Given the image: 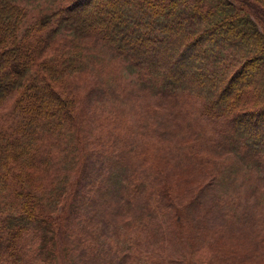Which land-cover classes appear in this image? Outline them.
<instances>
[{"label": "trees", "instance_id": "trees-1", "mask_svg": "<svg viewBox=\"0 0 264 264\" xmlns=\"http://www.w3.org/2000/svg\"><path fill=\"white\" fill-rule=\"evenodd\" d=\"M19 1L0 0V105L14 97L0 126V264H264V0H50L27 25ZM97 44L220 134L132 172L97 136L117 80L91 65ZM237 175L252 194H234ZM253 194L251 228L239 217Z\"/></svg>", "mask_w": 264, "mask_h": 264}, {"label": "rangeland", "instance_id": "rangeland-1", "mask_svg": "<svg viewBox=\"0 0 264 264\" xmlns=\"http://www.w3.org/2000/svg\"><path fill=\"white\" fill-rule=\"evenodd\" d=\"M19 3L26 11L24 25H27L45 11H48L50 6V0H20ZM95 46L97 49L91 53L90 62L91 65H99V68L94 69L93 66V69L97 73L100 71L104 73L113 67L115 68L113 79L117 78L116 85H113L116 93H110L106 101L110 116L109 123L107 125L102 123L98 126L100 131L97 133V136L104 140V147L107 150H121L122 153L126 154V160L123 162V165H128L129 169H132V172L147 167L148 173L152 170L151 167L156 164L155 160L161 158L163 155H167V152H171L173 148L182 149L185 145L188 147V143L197 142L201 136L209 132L215 131L213 133L214 139L216 138L215 133L220 134L223 127L219 124H212L213 129L209 128L199 118L194 102L187 99L184 102L183 96L180 94L168 95L159 92L155 88L156 82L154 79L147 75L140 67H135L126 61L115 59L111 51L100 44ZM98 50L106 51V56L111 62L101 53L95 54V57H92ZM95 80L94 74L93 76L87 75L82 78L83 87L78 96V102H84L78 106V109L81 110L83 105L86 108L87 103L85 100L90 99L88 89H90V85L95 83ZM97 96L99 97L100 94ZM13 98V96L7 98L0 105V126L8 122V113L13 103ZM96 117H98V121H101L103 118V116L97 113ZM149 145L155 148L149 149ZM202 148L205 151H210V147ZM216 150L223 152L221 148ZM179 153L182 154L183 152ZM83 154L84 151H81L79 158ZM225 160V163H229L238 160V157L231 154ZM102 173H106V170L103 169ZM135 175L139 178H145L140 172H136ZM91 176L88 173V178H91ZM231 179L235 180V184L233 185L234 194H244L248 190V186L244 185L245 183L241 180V175L231 177ZM124 180L120 179L119 182H123ZM129 180L131 178L126 179L127 184L125 188H130V190L124 192L125 194L130 193L133 188L134 183L130 186L128 184ZM109 185L106 184L105 187ZM255 192H258V190ZM96 193L99 192L94 185L90 196ZM252 193V189L248 190V194ZM262 194L264 195V192ZM108 196L111 197V194ZM249 199L253 200L245 202V199H242L240 201V205L244 206L245 210H241L239 219L246 221L249 227L254 228L263 219L260 214L262 212V204L257 205L258 200L255 199V194ZM113 220H115V217H113ZM97 221V219H94L92 222L95 228H97ZM132 239H135L133 233ZM114 258L117 259V256H114Z\"/></svg>", "mask_w": 264, "mask_h": 264}]
</instances>
